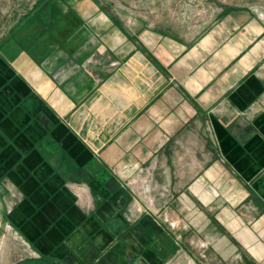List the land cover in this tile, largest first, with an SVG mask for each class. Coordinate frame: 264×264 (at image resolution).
I'll use <instances>...</instances> for the list:
<instances>
[{
  "label": "crops",
  "instance_id": "obj_1",
  "mask_svg": "<svg viewBox=\"0 0 264 264\" xmlns=\"http://www.w3.org/2000/svg\"><path fill=\"white\" fill-rule=\"evenodd\" d=\"M181 25L0 0L1 209L38 261L163 264L213 224L263 259L264 21ZM154 158L159 213L125 182Z\"/></svg>",
  "mask_w": 264,
  "mask_h": 264
},
{
  "label": "rangeland",
  "instance_id": "obj_2",
  "mask_svg": "<svg viewBox=\"0 0 264 264\" xmlns=\"http://www.w3.org/2000/svg\"><path fill=\"white\" fill-rule=\"evenodd\" d=\"M130 5L137 17H154L165 13L177 19L187 35H201L206 26L225 19L231 12L250 10L264 21V0H119ZM158 158L136 171L125 173V182L144 208L159 213L155 198V177ZM171 226L174 221H170ZM213 224L201 229L198 234L191 230L183 236L184 248L171 251L163 264H264L263 259H255L244 245L230 233L220 232ZM250 239V237H249ZM251 244L255 237H251ZM231 241V244H230ZM234 244V246H233ZM260 247H263L260 242ZM248 255L246 260L244 257ZM264 254V253H263ZM35 252L21 240L15 228L4 216L0 202V264H48L38 261ZM252 259V260H251Z\"/></svg>",
  "mask_w": 264,
  "mask_h": 264
}]
</instances>
